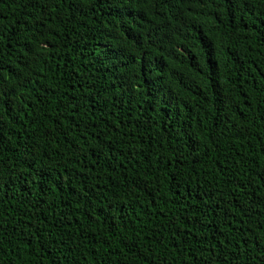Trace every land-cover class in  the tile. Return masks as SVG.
Here are the masks:
<instances>
[{
    "label": "trees",
    "instance_id": "16d2710c",
    "mask_svg": "<svg viewBox=\"0 0 264 264\" xmlns=\"http://www.w3.org/2000/svg\"><path fill=\"white\" fill-rule=\"evenodd\" d=\"M0 264H264V0H0Z\"/></svg>",
    "mask_w": 264,
    "mask_h": 264
}]
</instances>
